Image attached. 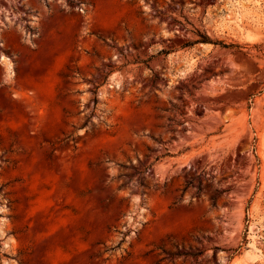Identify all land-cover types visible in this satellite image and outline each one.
<instances>
[{"label": "rangeland", "instance_id": "374dc122", "mask_svg": "<svg viewBox=\"0 0 264 264\" xmlns=\"http://www.w3.org/2000/svg\"><path fill=\"white\" fill-rule=\"evenodd\" d=\"M0 264H264V0H0Z\"/></svg>", "mask_w": 264, "mask_h": 264}, {"label": "trees", "instance_id": "16d2710c", "mask_svg": "<svg viewBox=\"0 0 264 264\" xmlns=\"http://www.w3.org/2000/svg\"><path fill=\"white\" fill-rule=\"evenodd\" d=\"M197 43H210V44H214V45H220L221 47L226 48V49H228V48H239L238 45H234V44H229L228 45V44H224L223 42L213 41L210 38H208L207 36H203V35L201 36L200 40H198L194 44H197ZM161 53H163V52H161ZM95 104H97V100H95ZM166 156H171V155L170 154H166L165 156L157 158V161L160 160L163 157H166ZM122 242H124V240ZM119 246H121V243L118 246H116V247L107 248L106 251H115V249L118 248Z\"/></svg>", "mask_w": 264, "mask_h": 264}, {"label": "water", "instance_id": "95a60500", "mask_svg": "<svg viewBox=\"0 0 264 264\" xmlns=\"http://www.w3.org/2000/svg\"><path fill=\"white\" fill-rule=\"evenodd\" d=\"M195 55H196V54L189 55L188 57H186V58L184 59L185 64H184V66H183V69H186V68H188V67L190 66V63H191V61L193 60V58H194Z\"/></svg>", "mask_w": 264, "mask_h": 264}, {"label": "bare ground", "instance_id": "6f19581e", "mask_svg": "<svg viewBox=\"0 0 264 264\" xmlns=\"http://www.w3.org/2000/svg\"><path fill=\"white\" fill-rule=\"evenodd\" d=\"M227 21V20H226Z\"/></svg>", "mask_w": 264, "mask_h": 264}]
</instances>
